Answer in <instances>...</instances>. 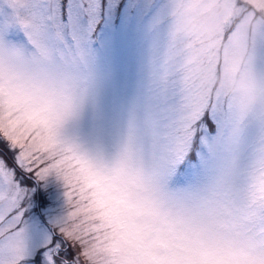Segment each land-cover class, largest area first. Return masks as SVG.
Listing matches in <instances>:
<instances>
[{"label":"snow or ice","instance_id":"1","mask_svg":"<svg viewBox=\"0 0 264 264\" xmlns=\"http://www.w3.org/2000/svg\"><path fill=\"white\" fill-rule=\"evenodd\" d=\"M169 11L0 0V264H264V39L229 99L160 68ZM144 212L202 259L172 260L153 225L133 224Z\"/></svg>","mask_w":264,"mask_h":264},{"label":"rangeland","instance_id":"2","mask_svg":"<svg viewBox=\"0 0 264 264\" xmlns=\"http://www.w3.org/2000/svg\"><path fill=\"white\" fill-rule=\"evenodd\" d=\"M170 22L165 36L156 50L159 66L170 73H179L190 78V83H201L219 90L226 98L241 95L244 91V63L251 53L252 37L264 39V5L259 0H170ZM239 25L241 34L248 36L247 45L233 40L222 39V33ZM240 56V66L231 70L233 54ZM264 68V66H261ZM41 105L54 108L57 96L45 88L38 101ZM68 131L73 136L82 135L86 128L70 125ZM101 154H107L114 145H93ZM153 199L163 196L160 191L149 190ZM116 214L127 219V213L114 209ZM134 225H153L146 212L137 214ZM168 242L176 261L200 260L202 257L195 249H187L183 241L173 238L171 233L153 225Z\"/></svg>","mask_w":264,"mask_h":264}]
</instances>
